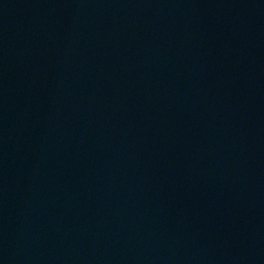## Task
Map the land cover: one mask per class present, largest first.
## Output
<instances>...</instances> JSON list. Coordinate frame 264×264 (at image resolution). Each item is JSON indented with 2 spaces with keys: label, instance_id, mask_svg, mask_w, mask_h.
<instances>
[{
  "label": "water",
  "instance_id": "water-1",
  "mask_svg": "<svg viewBox=\"0 0 264 264\" xmlns=\"http://www.w3.org/2000/svg\"><path fill=\"white\" fill-rule=\"evenodd\" d=\"M0 264H264V0H0Z\"/></svg>",
  "mask_w": 264,
  "mask_h": 264
}]
</instances>
